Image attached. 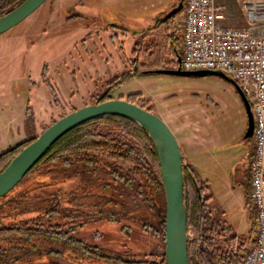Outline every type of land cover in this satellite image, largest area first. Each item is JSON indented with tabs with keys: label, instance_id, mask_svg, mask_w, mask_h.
Here are the masks:
<instances>
[{
	"label": "rangeland",
	"instance_id": "rangeland-1",
	"mask_svg": "<svg viewBox=\"0 0 264 264\" xmlns=\"http://www.w3.org/2000/svg\"><path fill=\"white\" fill-rule=\"evenodd\" d=\"M98 1L103 13L93 10ZM178 1L68 0L63 5L64 0H46L0 33V136L29 98L30 112L18 127L30 133L41 116L39 135L55 119L95 103L105 91L112 98L140 92L172 129L186 162L209 179L226 219L248 237L255 218L248 203L255 139L247 134L248 115L235 81L227 74L158 72L112 85L129 71L132 44L141 31L149 32L156 17ZM182 13L175 15L171 29L182 26ZM182 39L183 34V44ZM12 128L17 132V126ZM114 176L58 159L29 172L0 203L7 202L4 210L13 209L18 219L39 216L36 225L42 232L16 236L10 253L0 251V264H117L111 256L141 258L146 243L136 228L156 226L155 214L143 196ZM95 247L102 255L90 252Z\"/></svg>",
	"mask_w": 264,
	"mask_h": 264
},
{
	"label": "trees",
	"instance_id": "trees-1",
	"mask_svg": "<svg viewBox=\"0 0 264 264\" xmlns=\"http://www.w3.org/2000/svg\"><path fill=\"white\" fill-rule=\"evenodd\" d=\"M22 1L24 0H0V16ZM174 17H156L149 32H139L132 44L129 71L115 77L112 85L129 76L163 72L180 65L182 27L176 25L171 29ZM110 98L112 96L105 91L95 102ZM121 98L151 110V99L140 92ZM36 136L2 151L0 171ZM56 159L63 164L82 163L85 168H98L105 170L107 174L116 175L114 177H121L135 193L143 196L149 209L155 214L157 231L164 241L166 200L165 193L164 196L159 193L160 190L164 192L161 165L154 141L145 127L120 114L92 117L57 139L29 172ZM183 172L189 264H241L254 240V218L249 236L241 235L226 219V212L214 201L209 179L202 178L193 164L186 162L184 157ZM248 203L252 205L249 190ZM6 205L7 202L0 203V251L10 253L15 247L11 242L16 236H31L42 232L36 225L41 218L28 216L18 219L14 216L13 209L4 210ZM251 211L254 214L253 208ZM10 216H13L12 220ZM79 243L81 244L80 241ZM90 252L102 255L97 247L90 249ZM159 256L160 259H126L119 255L111 258L117 264H167L165 251Z\"/></svg>",
	"mask_w": 264,
	"mask_h": 264
},
{
	"label": "built area",
	"instance_id": "built-area-1",
	"mask_svg": "<svg viewBox=\"0 0 264 264\" xmlns=\"http://www.w3.org/2000/svg\"><path fill=\"white\" fill-rule=\"evenodd\" d=\"M238 1L246 15L242 26L224 24L225 1L184 0L180 66L229 75L250 102L255 150L249 197L255 210V233L241 264H264V0Z\"/></svg>",
	"mask_w": 264,
	"mask_h": 264
},
{
	"label": "water",
	"instance_id": "water-1",
	"mask_svg": "<svg viewBox=\"0 0 264 264\" xmlns=\"http://www.w3.org/2000/svg\"><path fill=\"white\" fill-rule=\"evenodd\" d=\"M46 0H24L17 7L0 16V33L17 25ZM184 0H179L165 14L170 18L183 11ZM181 60V58H179ZM163 72L182 75L217 73L219 70H185L179 65ZM225 75V74H224ZM230 77V76H229ZM231 78V77H230ZM232 79V78H231ZM234 80V79H233ZM235 81V80H234ZM248 115L247 134L253 135L254 118L250 102L235 81ZM103 114L127 116L145 127L152 137L160 159L162 181L166 200L164 251L167 264H189L187 250V217L184 195L183 154L179 142L170 126L159 115L126 98H110L84 105L65 113L16 154L10 163L0 171V197L10 192L38 162L44 152L63 134L80 123ZM159 140V141H157Z\"/></svg>",
	"mask_w": 264,
	"mask_h": 264
},
{
	"label": "crops",
	"instance_id": "crops-1",
	"mask_svg": "<svg viewBox=\"0 0 264 264\" xmlns=\"http://www.w3.org/2000/svg\"><path fill=\"white\" fill-rule=\"evenodd\" d=\"M107 2L112 1V0H106ZM221 1V0H219ZM225 1L228 5V10L226 13V18L224 19V24H230V25H236V26H242L245 25L246 23V15H245V11L241 6V3L238 0H222ZM68 0H64L63 5L65 3H67ZM103 2H105V0H103ZM75 3V2H74ZM96 4L100 5L98 7H94L93 10L97 9L98 11H100L102 8V4L98 1L95 2ZM67 7V6H66ZM68 8V7H67ZM101 12V11H100ZM103 13V11L101 12ZM33 87V86H32ZM31 87V88H32ZM31 99L29 98L28 101L24 104L23 110H18L16 111V113H14V115H12L11 119L9 120V127L6 128V131L4 132V134H2L0 136V153L6 149H8L9 147L17 144L20 141L32 138L34 136H36L37 134L36 131L38 129H40L39 127H42V119L41 116H38L37 121L40 120L39 123H37L36 127L33 131H31L30 133L25 132V130H20L18 126H21L22 123H18V121L21 119L22 122L24 121L23 118V114L24 113H29L31 107ZM26 105V106H25ZM13 121V122H12ZM11 123L14 124V126H17V132H15V130H13ZM18 123V124H15ZM0 126H2L0 124ZM2 128H4L2 126ZM15 128V127H14ZM182 154H183V150ZM184 157V154H183ZM150 227H146L143 226V228H136V235L140 236V239L142 241H145V249H143L141 251V258H137V259H142L143 257H148V256H152L155 259H160V254H162L163 252V247L161 246L162 243L160 241V239L162 238L159 234H158V224L156 226H151ZM161 237V238H160ZM154 249V250H153ZM155 252V253H154Z\"/></svg>",
	"mask_w": 264,
	"mask_h": 264
},
{
	"label": "flooded vegetation",
	"instance_id": "flooded-vegetation-1",
	"mask_svg": "<svg viewBox=\"0 0 264 264\" xmlns=\"http://www.w3.org/2000/svg\"><path fill=\"white\" fill-rule=\"evenodd\" d=\"M161 16H165V15H161ZM115 27H118V28H120V29H125V28H127V27H125V26H123V25H119V24H116L115 25ZM128 29V28H127Z\"/></svg>",
	"mask_w": 264,
	"mask_h": 264
},
{
	"label": "bare ground",
	"instance_id": "bare-ground-1",
	"mask_svg": "<svg viewBox=\"0 0 264 264\" xmlns=\"http://www.w3.org/2000/svg\"><path fill=\"white\" fill-rule=\"evenodd\" d=\"M157 141H159V140H157Z\"/></svg>",
	"mask_w": 264,
	"mask_h": 264
}]
</instances>
